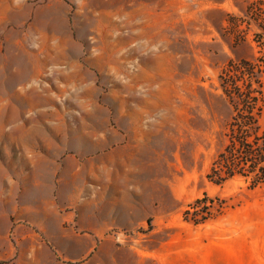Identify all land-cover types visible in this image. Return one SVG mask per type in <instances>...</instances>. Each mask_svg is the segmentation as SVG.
<instances>
[{"label": "rangeland", "instance_id": "obj_1", "mask_svg": "<svg viewBox=\"0 0 264 264\" xmlns=\"http://www.w3.org/2000/svg\"><path fill=\"white\" fill-rule=\"evenodd\" d=\"M260 27L264 0H0V233L21 264L39 243L36 264H264V185L206 179L219 75ZM204 195L212 218L184 221Z\"/></svg>", "mask_w": 264, "mask_h": 264}, {"label": "trees", "instance_id": "obj_2", "mask_svg": "<svg viewBox=\"0 0 264 264\" xmlns=\"http://www.w3.org/2000/svg\"><path fill=\"white\" fill-rule=\"evenodd\" d=\"M249 45L252 56L230 60L219 75V89L228 101L232 115L226 126L224 146L206 175V179L217 186L236 179L249 182L251 188L264 185V127L261 123L264 112V27L254 34ZM215 201L208 195L195 200L185 209L184 221L195 225L206 223L216 209Z\"/></svg>", "mask_w": 264, "mask_h": 264}, {"label": "crops", "instance_id": "obj_3", "mask_svg": "<svg viewBox=\"0 0 264 264\" xmlns=\"http://www.w3.org/2000/svg\"><path fill=\"white\" fill-rule=\"evenodd\" d=\"M13 239H16V236L12 234H1L0 233V264H21L23 257L19 254V250L17 246H15V243L13 242ZM7 243L8 248H3V244ZM41 252V244L39 245H33L31 249V253H33V257L30 260L31 264H36V253L39 255ZM38 263L40 261L38 260Z\"/></svg>", "mask_w": 264, "mask_h": 264}]
</instances>
